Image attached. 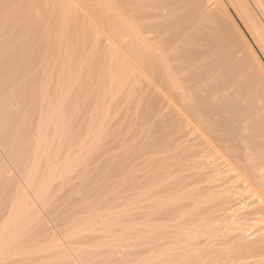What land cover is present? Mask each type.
I'll list each match as a JSON object with an SVG mask.
<instances>
[{"label":"bare ground","instance_id":"1","mask_svg":"<svg viewBox=\"0 0 264 264\" xmlns=\"http://www.w3.org/2000/svg\"><path fill=\"white\" fill-rule=\"evenodd\" d=\"M0 143V264H264V0H0Z\"/></svg>","mask_w":264,"mask_h":264},{"label":"rangeland","instance_id":"2","mask_svg":"<svg viewBox=\"0 0 264 264\" xmlns=\"http://www.w3.org/2000/svg\"><path fill=\"white\" fill-rule=\"evenodd\" d=\"M81 118H83V119H81ZM78 122H79V124H78ZM83 122V123H82ZM85 122H86V120H84V117H80L79 119H78V121H77V124L80 126H84L85 125ZM83 124V125H82ZM3 158H4V160H3ZM6 159V160H5ZM0 161H2V163L3 164H5V162H6V167H8V170L10 169L12 172H10V174H11V176L13 175L14 176V178H15V185H18V180H20L19 178H17L16 179V177H19V173H18V170L16 171V172H14L15 171V169L13 168L12 169V167H13V164H12V162H11V160L9 159V157H7L6 155H5V152H4V150H3V147H2V145H1V143H0ZM1 163V162H0ZM11 166H10V165ZM14 170V171H13ZM15 173V174H14ZM16 174H18V175H16ZM13 176H12V178H13ZM12 189V190H11ZM11 190V191H10ZM13 190H14V186L12 187V185H10L9 183H4V181H3V179L2 178H0V209H2V211L0 210V220H1V218H4V212L6 211V208H7V205L9 204V202H10V199H11V197H12V195H13ZM66 198H64V200H65ZM38 202H36V207L38 206V204H37ZM6 204V205H5ZM58 204H60V203H58ZM62 204V203H61ZM4 205V206H3ZM58 206V208H56V209H59V210H61L60 209V205H57ZM38 208V210L40 209V207L38 206L37 207ZM4 209V210H3ZM64 209V208H63ZM40 212H41V215L43 216V219L45 220V221H47V222H49V214H48V211H44V210H42V209H40ZM44 212V213H43ZM46 212V213H45ZM43 213V214H42ZM67 216H68V214H64V217H66L65 219H67ZM49 226L50 227H53V225L52 224H49Z\"/></svg>","mask_w":264,"mask_h":264}]
</instances>
